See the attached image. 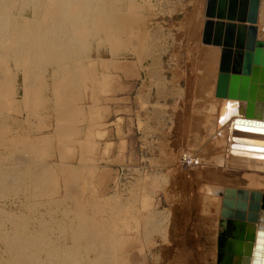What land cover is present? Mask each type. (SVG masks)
Wrapping results in <instances>:
<instances>
[{
	"label": "bare ground",
	"instance_id": "obj_1",
	"mask_svg": "<svg viewBox=\"0 0 264 264\" xmlns=\"http://www.w3.org/2000/svg\"><path fill=\"white\" fill-rule=\"evenodd\" d=\"M7 2L8 0H0V49L3 51H9L8 49L15 44L18 50H16L12 55V60L14 63L17 62L18 64L22 61H25V64H30L33 60L32 57H38V54L42 51L43 43L55 42L59 37L71 39L73 36H83L96 26L98 27L95 29L98 30V28H101V30H103L102 28H106L108 23L106 18L108 16H105V10L102 7L103 4L98 5L97 1L94 0H43L39 3L41 7L37 6V9H33L32 12L19 10L21 13L16 15L9 13L7 9ZM203 5L205 14L206 0ZM113 18L114 17L110 18V20L115 22V18ZM202 19L203 22L200 29L195 25L193 26L197 29L193 27L190 28V32L192 31V33H201L200 43L202 44V49L198 47L201 49L199 50L200 57L198 61L201 67L199 68L202 71V76L198 79L201 89H190L192 81L190 84L185 86L186 89H183L181 86L184 80V75L179 74L177 78L179 79L182 77L180 83L179 81H176L175 83L177 84L174 83L175 86L173 89H168L166 94L163 95L166 87L163 88L162 86L165 85L167 81L166 75L163 73L159 78L154 74L155 72L151 70L152 72L150 76L152 73L155 76L152 75V77H147L149 80L150 78L158 77L159 82L155 84L158 81L157 79V81L153 84L152 80V84L150 83L151 85L148 87L149 90L147 91L148 88L144 84L145 81L140 80V85L136 90L137 101H135L137 104H140L141 106L142 101L144 102L142 103L147 107L154 104V108L150 113L146 109L148 111L146 116L148 115L150 119L152 118L151 120L156 117V121L157 117H160L161 115L154 116V110L156 108L164 110L167 109L166 105L160 106V104H158L161 97L164 96L165 103L169 100L171 104L175 103L176 105L178 104L177 102H179L178 99H180L179 97L182 92H187L188 95L185 96L186 98H183V100L186 99V102L180 99L185 103L182 105L184 113L181 115L182 123L178 124L181 128L175 132V139L172 140L173 148L171 149L175 152L173 156L170 150L171 156L169 155L168 149L165 147L166 144L163 145L160 142V144H162L161 146H164L165 152L167 151L165 155L163 153V149V151H161V153H163L162 155L167 157L168 153L170 156V159L168 156V160L165 156L162 158L169 161V163H167L168 167L166 169V174H163L164 177L162 176L163 179L165 178L166 180V187L163 190L162 195L164 205H167V208H165V211H160V204L156 201L160 195L157 190L158 185L160 184L159 180L162 178L158 176V170L151 169L152 171L149 170V175H146L147 172L144 170L145 167H142L141 163L144 159L143 156L145 153H148L146 151L141 153L139 157L140 166L137 167L135 172L138 175L137 177H139V182L136 185V191L140 194V197H138L139 208L136 207L135 212H139L140 218L143 217L150 223L149 226H151L154 233L162 231V234H165L164 245L166 246L163 250L165 252L166 259L168 258V261H166L168 264H264V126L254 124L255 121L264 122V102L262 100L263 93L260 90H257L255 110L258 111L260 115L257 113L253 115L252 118L246 117V100L229 97L228 88L226 89L225 95L217 94V86L220 75H227V82L229 84L230 76L233 74L234 53L236 48L233 47L229 53V49H224L222 47L223 44L212 45V42H210V44L204 43L203 34L206 22H216V20H208L205 16ZM242 25H245L243 37V43H245L247 28L250 24L246 22ZM255 26L256 40L263 41L264 0L259 1L258 17ZM128 36L127 38L130 37ZM139 44L141 45V43ZM140 45L138 48L141 47ZM223 52H225L224 56ZM241 52L243 56L245 47L241 49ZM139 53L140 52H138V54ZM140 56L136 58H141ZM149 56L146 58L153 59V61L157 58L156 65L157 67L158 65L161 66L163 56H158L156 58ZM142 59L138 63L142 64ZM242 60L243 59L241 58L240 65ZM1 61L4 63L5 59L0 53V67H2L1 64L3 65ZM151 65V67H154V64ZM21 66L22 65H20V67ZM144 67L148 68L145 65L142 68ZM28 68L29 67L26 69ZM161 68L159 70H161ZM146 70L147 69H145V73ZM24 71L25 70L22 72ZM147 72L150 73V69ZM143 73L144 72H142V74ZM140 76L141 75H139V77ZM184 78L188 77L186 76ZM153 87H155V94L157 95H154L157 97L156 100L153 101L154 103L150 101L152 99ZM23 102L26 103L25 98L23 99ZM175 108V111L173 109L172 110L177 114L178 111ZM157 111L161 112V114L162 112H165L159 109ZM175 116L173 117V121H175ZM136 117L137 119H142L140 115ZM147 118L148 117H146V120L148 122L149 118ZM137 119L136 122L138 126V121L140 124V120L137 121ZM236 120L239 122H236ZM173 123L171 121V126L175 125ZM143 126L144 125L140 127ZM0 127V243L4 248H1L4 250H1L3 251V261L1 260L3 264H77L78 262H84L85 264H132L134 256V253L132 252V242L135 240L136 235L133 232H127L125 235L122 232H117L118 230L116 231L115 224L111 225L110 223L112 221L111 217L114 214H109L108 219L105 222H94L93 219L95 217L92 219L91 217L86 216L85 206L81 203L76 204L77 206L75 205V211H72L74 212L73 214L75 215L76 223H67L60 226L64 232L65 230H68L66 232H69V236L74 242V247L72 248L64 244H58L53 239H50L48 237L50 234L46 236L43 233L36 231V229H27V220H23V218L19 215L13 214L6 209L5 198L9 189L16 188L19 190L20 187L23 186L24 181H29L32 187L36 189L43 183L44 180L47 181V178L46 171H40L38 167L35 168L36 163L32 160L30 161V158L27 155L28 153L25 151L21 152L26 153L25 155H27L29 159L26 158L27 156L22 157V155H19L20 147H17L20 144L24 145V140L19 138L20 136L11 134L5 126ZM160 127H162V123L159 128ZM172 127L169 128L172 130ZM142 130L144 129L142 128ZM145 131L147 132L149 129L146 128ZM144 132H142V134ZM138 133L140 134L139 138L142 139L143 136L140 132ZM160 134L162 133L160 132ZM155 136L157 137V135L153 133V136L149 135L147 137H143V142L140 140L142 143V145L140 144V147L143 146L148 151L149 149L155 151L157 148L154 149L152 147V143H158L154 140V138H156ZM29 140L26 141L29 143ZM162 141L165 142V139H162ZM26 146L29 148V144ZM36 149L34 148V150ZM158 153L160 154V152ZM150 157L152 158V155ZM171 157H173V160ZM158 158L160 161V157ZM158 163L160 162H157L156 164ZM64 165L66 166V164ZM151 167L153 166H150L149 168ZM184 167L187 169L184 170ZM147 168L145 169L148 170L149 168ZM50 172L52 171L50 170ZM67 172L69 173V170ZM47 173H49V171H47ZM68 175L72 176L71 173ZM118 185H115V187H118ZM101 206L102 205L100 204L98 207ZM112 206L120 209L118 202ZM122 209L124 208H121L120 212H122ZM125 210H123L122 215ZM64 216L65 215H63V217ZM118 221L119 223L122 222H120V220ZM41 226L42 229L46 231L49 228L45 224ZM36 227L38 229V225ZM149 228L148 230L151 232ZM142 232L144 231L142 230ZM142 232L140 233L143 234ZM220 236H222V238L219 242ZM64 240H66V238H64ZM81 242L87 246L86 258L82 257V254H80L75 248L77 245L81 244ZM188 249H190L191 252L188 253ZM255 252H257V255H254ZM152 255L154 254L152 253ZM3 258L6 259L4 260ZM154 258L155 261H157L156 263L161 261L158 255H154ZM253 259H255V262H253Z\"/></svg>",
	"mask_w": 264,
	"mask_h": 264
},
{
	"label": "rangeland",
	"instance_id": "obj_2",
	"mask_svg": "<svg viewBox=\"0 0 264 264\" xmlns=\"http://www.w3.org/2000/svg\"><path fill=\"white\" fill-rule=\"evenodd\" d=\"M42 1L43 0H8L7 9L12 15L21 13L19 10L32 12L33 9H37V6L41 7L39 3ZM94 1H97L98 5L103 4L102 7L105 10V16L109 17H106L108 23L106 28H102L103 30H101V28H98V30L95 29L98 27L96 26L83 36H73L71 39L59 37L55 42L43 43L42 51L38 54V57H32L33 60L31 59L32 61L30 64H25V61L19 64L17 62L14 63L12 55L18 50L15 44L8 49L9 51L0 49L1 56L5 59V64L1 61L3 65L1 64L2 67H0V126H5L11 134L20 136L19 138L24 140L25 144H20L17 147H20L19 155H22V157L28 155L30 161L32 160L36 163L35 168L38 167L40 171H46L47 178V181L44 180L36 189L32 187L29 181H24L23 186H21L19 190L16 188L9 189L5 198L6 209L13 214L19 215L23 220H27V229H36V231L46 236L50 234L48 236L50 239H53L58 244H64L72 248L74 247V242L70 238L69 232H66L68 230L64 232L60 226L67 223H76L74 212H72L76 209V204H83L85 206L86 216L92 219L95 217L93 219L94 222H105L109 214H114L112 215L113 218L111 217L112 221L110 223L111 225L115 224L116 227H114L116 231L118 230L117 232H122L124 235L127 232H133L136 235L135 240L132 242V252L134 253L132 264H168V262H166L168 258L166 259L163 250L166 246L164 245L165 234H162V231L154 233L151 226H149L150 223L143 217L140 218L139 212H135L136 207L139 208L138 197H140V194L136 191L139 177H137L138 175L135 172L137 167L140 166L139 157L141 153L147 151L148 153H145L143 156L144 159L141 163L142 167H153L147 168L148 170L144 168L147 172L146 175H149L150 171H152L151 169H157L159 172L158 176L160 177L166 174V169L168 167L167 163H169V161H167L168 156H171V154L173 156L175 153L174 150L171 149L173 148L172 140L175 139V132L181 128L178 124L182 123L181 115L184 113L182 105L186 102V99L183 100V98L188 94L187 92H182L179 98L184 102L178 99L179 102L176 100L178 104L175 105V103H170L171 105L166 107V110L156 108L157 110L165 111L162 112V114L166 115L163 116L161 112L155 109L154 116L161 115V118L157 117V121L155 120L156 117L153 119L156 123L155 126L151 127L146 125L148 122L145 123V119L143 118L137 119V121L140 120V124L138 121L137 126L136 111L138 105L140 109L143 107V110H146L147 106L143 104V101V103L141 102V106L140 104L137 105L135 101L137 89H126V91H124V89H119V66L124 60L129 61V63H124L125 67H131L132 64L130 62L133 61L138 64L134 69V76L137 74L136 76L139 81L138 85H140V80L145 81L143 76H145L146 73L147 75L145 77L157 75L160 78L163 73H167L163 65L173 64L179 69V74L184 75L181 86L183 89H186L185 86L190 84L191 81L192 83L194 82L195 85L191 83L190 89H201L198 83V79L202 76L201 67L198 63L200 57L199 50L202 49V44L200 43L201 33L197 32V30V33H192V31L190 32V28L198 27L200 29V26H202V18H204L203 4L205 0ZM112 17L115 18H113L115 22L110 20ZM126 35L130 37L128 36L129 38H127ZM139 39H141L142 42ZM139 43H141V45ZM139 45L141 46L140 48H138ZM148 47L151 49L149 50ZM138 52L140 53L138 54ZM139 56L141 58L137 59L136 57ZM147 56H152V58L163 56L164 63L162 62L161 66L158 65L157 67V58L153 61V59L146 58ZM141 59L142 64L138 63ZM151 64H154V67H151ZM20 65H22V68ZM144 65L148 67H144L147 69L146 73L145 69L142 68ZM27 67L29 68L26 69ZM160 68L162 72L159 70ZM149 69L150 73L147 72ZM23 70L25 71L22 72ZM151 70L155 72V75L152 73L150 76ZM142 72L144 73L142 74ZM139 75L141 76L139 77ZM186 76L188 78H184ZM158 77L150 78V83L153 80L152 83L154 84ZM132 82L133 80L129 81L128 84L131 85ZM158 82L159 79L155 84ZM144 84L147 88L151 85L147 86L146 81ZM148 90L149 88L147 91ZM155 96L157 95L155 94ZM125 97H127L125 103V105H127L126 112L123 111L124 103L122 102V99ZM24 98L26 103L23 102ZM156 98L157 97H155V99ZM173 107H176L175 109L178 111L177 114L174 112L175 110ZM172 115L175 116V121H173L174 116ZM171 121L172 123L174 122L173 124L175 125L172 126H175V129L171 126ZM161 123L162 127L159 128ZM142 125L145 127H140ZM169 127H172V130ZM142 128L144 130H142ZM146 128H148L149 131L146 132ZM138 132H140L143 137L149 135L153 136V133L157 135L154 140L158 143H152V147L157 149H155V151L149 149L148 151L145 147H140L144 138L142 137V139H140V134ZM142 132L145 134H142ZM160 132L162 134H160ZM162 139H165V142H167L165 143ZM26 140H29V143ZM123 141H125L126 144L125 154L122 153V151L120 152L119 149ZM32 142H35L34 146ZM160 142L163 145H167H165L169 153V155L167 153V157L165 156L167 151L165 152V148L161 146L162 144H160ZM28 144L30 151L28 146H26ZM34 148L37 149L34 150ZM24 151L28 154L25 155L26 153H21ZM161 151H163L165 155H162L163 153H161ZM158 152H160L163 157ZM125 155L127 158L129 155L131 157L127 159ZM151 155L153 159L150 157ZM28 156L26 158H28ZM154 156L156 158L160 157L162 161H159V158L156 159ZM164 156L167 160L162 159ZM171 158L173 160V157ZM156 161L160 162L161 165L160 163H158L159 165L156 164ZM162 162L163 165L166 166H163ZM64 164H66V166ZM186 169L187 168L184 167V170ZM50 170L52 172H50ZM68 170L72 176L68 175ZM47 171H49V173H47ZM163 177L159 180L160 184L157 190L160 195L156 200L160 204V211H165V208H167V205H164L162 195L166 187V180L165 178L163 179ZM115 185H118V187L116 186L117 189L119 188L118 190ZM117 202L120 209L112 206L113 204H117ZM100 204L102 206L98 207ZM121 208H124L122 212H120ZM123 210H125L124 216L122 215ZM62 213L65 215L64 217ZM118 220L122 222L119 223ZM43 224L49 227L47 231L42 229L41 225ZM37 225L38 229L36 227ZM142 230L144 232H142ZM64 238H66V240H64ZM221 238L222 236L219 237V242ZM1 248H3V246L0 243V251L4 249ZM75 248L82 254V257H87V246L84 243L82 244L81 242V244L77 245ZM3 251L0 252V264H3ZM187 252H191L190 249H188ZM152 253L158 255L161 261L156 263L157 261H155ZM3 259L5 260L6 258ZM82 263L85 264L84 262H78L77 264Z\"/></svg>",
	"mask_w": 264,
	"mask_h": 264
},
{
	"label": "water",
	"instance_id": "obj_3",
	"mask_svg": "<svg viewBox=\"0 0 264 264\" xmlns=\"http://www.w3.org/2000/svg\"><path fill=\"white\" fill-rule=\"evenodd\" d=\"M259 1L206 0L204 14L208 20H216V22H206L203 42L208 44L212 42V45L223 44L222 47L229 49V53L233 47L236 48L233 74L230 76L229 84L227 82L228 76L220 75L217 94L225 95L228 88L229 97L246 100L247 118H252L253 115L259 114L255 110L257 90L263 93L262 100L264 102V39L263 41L256 40L255 26L258 17ZM246 22L250 26L247 28L246 40L243 43L245 25L242 24ZM243 47H245V52L242 56L241 49ZM241 58L243 60L240 65ZM236 122L239 121L236 120ZM254 124L264 126V122L255 121ZM256 253L254 255H257ZM253 262H255V259H253Z\"/></svg>",
	"mask_w": 264,
	"mask_h": 264
},
{
	"label": "crops",
	"instance_id": "obj_4",
	"mask_svg": "<svg viewBox=\"0 0 264 264\" xmlns=\"http://www.w3.org/2000/svg\"><path fill=\"white\" fill-rule=\"evenodd\" d=\"M124 63H129V61H126V60H124L122 63H120V66H119V71H120V76H119V78H118V87H119V89H124V91H126V89H137L138 88V83H139V81H138V79H137V77L136 76H134V69L138 66V64H136L134 61L133 62H130L131 64H132V66L131 67H125V65H124ZM164 66V68L166 69L165 70V72H167L165 75H166V78H167V81H166V83H165V85H163L162 87L164 88V87H166V89H164V94L163 95H165L166 94V92L168 91V89H173V87L175 86L174 85V83L176 82V81H179V83H180V81L182 80V77H180L179 79L177 78V76H179V69L175 66V65H173V64H165V65H163ZM172 69V70H171ZM170 71V72H169ZM174 72V73H173ZM139 73H140V71H139ZM176 76V77H175ZM145 77V76H144ZM173 78V79H172ZM145 79V81H146V84H148V85H150V80H149V78H147V77H145L144 78ZM131 80H133V82H132V84L131 85H129L128 84V82L129 81H131ZM172 80H174V81H172ZM172 81V82H171ZM168 83V84H167ZM173 84V85H172ZM175 84H177V83H175ZM155 92H156V90H155V87H153V92H152V99L150 100L152 103H154L153 101H155L156 99H155ZM166 98V97H165ZM126 99H127V97H125V98H123L122 99V102L124 103L123 104V111H125L126 112V108H127V105H125V103H126ZM163 100V101H162ZM137 101V100H136ZM158 104H160V106H164V105H166V107H168L169 105H170V101L168 100L166 103H165V99H164V96L163 97H161V99H159V103ZM163 104V105H162ZM138 105V104H137ZM154 105V104H153ZM153 105H150L149 107H147V109H148V111H149V113L151 112V110H153V108H154V106ZM138 111H136V116H138V115H140V116H142V118L143 119H145V123H147V120H146V117H148L149 118V116L147 115L146 116V110H140V108L138 107V109H137ZM147 111V112H148ZM140 112V113H139ZM145 116V118H144V116ZM147 118V119H148ZM136 119H137V117H136ZM136 125H137V122H136ZM148 125L149 126H155V121L154 120H149L148 119ZM125 141H123V142H121V144H120V146H119V149H120V152L122 151V153H124L125 154ZM123 154V155H124ZM125 157L127 158V156L125 155ZM129 157H131L130 155H129ZM129 157L127 158V159H129Z\"/></svg>",
	"mask_w": 264,
	"mask_h": 264
}]
</instances>
